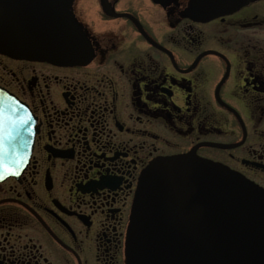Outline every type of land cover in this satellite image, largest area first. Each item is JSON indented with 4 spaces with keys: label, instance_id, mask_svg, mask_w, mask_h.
<instances>
[{
    "label": "flooded vegetation",
    "instance_id": "af4514ba",
    "mask_svg": "<svg viewBox=\"0 0 264 264\" xmlns=\"http://www.w3.org/2000/svg\"><path fill=\"white\" fill-rule=\"evenodd\" d=\"M189 0H72L85 58L0 53L28 161L0 180V264H126L142 171L192 153L264 190V0L204 20Z\"/></svg>",
    "mask_w": 264,
    "mask_h": 264
},
{
    "label": "water",
    "instance_id": "95a60500",
    "mask_svg": "<svg viewBox=\"0 0 264 264\" xmlns=\"http://www.w3.org/2000/svg\"><path fill=\"white\" fill-rule=\"evenodd\" d=\"M72 0H0V53L53 63L85 58L88 43ZM243 0H189L204 20ZM5 163L0 180L26 165L34 120L0 88ZM126 264H264V190L226 166L192 153L153 159L142 171L125 239Z\"/></svg>",
    "mask_w": 264,
    "mask_h": 264
},
{
    "label": "snow or ice",
    "instance_id": "6c2138e0",
    "mask_svg": "<svg viewBox=\"0 0 264 264\" xmlns=\"http://www.w3.org/2000/svg\"><path fill=\"white\" fill-rule=\"evenodd\" d=\"M5 125V112L3 106L0 105V175H2V170H8L9 166L5 163V147H4V137L3 129Z\"/></svg>",
    "mask_w": 264,
    "mask_h": 264
}]
</instances>
